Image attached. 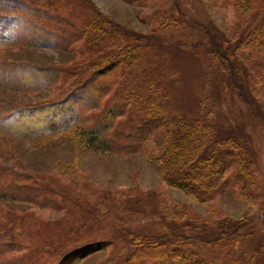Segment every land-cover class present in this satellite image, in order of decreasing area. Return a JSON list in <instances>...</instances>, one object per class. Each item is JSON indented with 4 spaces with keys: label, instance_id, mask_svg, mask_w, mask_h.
Returning a JSON list of instances; mask_svg holds the SVG:
<instances>
[{
    "label": "rangeland",
    "instance_id": "rangeland-1",
    "mask_svg": "<svg viewBox=\"0 0 264 264\" xmlns=\"http://www.w3.org/2000/svg\"><path fill=\"white\" fill-rule=\"evenodd\" d=\"M48 1L52 10L39 8L47 21L42 27L67 20L59 36H81L72 45L58 47L15 16L4 33L0 29L10 42L0 46V193L12 175L46 184L52 192L46 201L37 200L42 208L0 197V217L26 231L19 243L12 241L19 250L9 251L0 264H20L32 232L41 245H93L75 251L71 264H105L123 251L159 264L156 253L169 246H143L159 239L175 242L189 258L172 256L165 264H194L193 254L201 264H264V0ZM127 47L134 60L121 58L119 69L137 72L136 83L146 77L152 98H163L169 114L186 112L197 130L187 126L174 139L173 128L164 131L154 123L148 151L141 152L129 138L134 130L121 127L117 134L126 137L120 143L128 147L117 153L89 148L71 129L24 134L32 125L46 131L40 119L23 111L57 99L65 74ZM113 56L108 63L118 59ZM33 69L40 72L35 83L53 84L54 78L53 88L31 89L27 77ZM114 93L109 89L107 98ZM91 108L100 111L94 104L86 117ZM84 116L82 127L90 123ZM128 116L126 111L117 120ZM175 142L172 154L179 150L199 161L197 180L207 184L204 190L192 191L196 181L174 174L172 168L185 164L182 158L167 165L160 147ZM214 152L227 161L222 164Z\"/></svg>",
    "mask_w": 264,
    "mask_h": 264
},
{
    "label": "trees",
    "instance_id": "trees-1",
    "mask_svg": "<svg viewBox=\"0 0 264 264\" xmlns=\"http://www.w3.org/2000/svg\"><path fill=\"white\" fill-rule=\"evenodd\" d=\"M47 4L48 6L46 8ZM43 6L44 9H46L45 12H48L52 8H49L52 5L49 4L48 0H0L1 32L4 33L7 30V27L10 24L9 22L11 21L10 17L15 16L17 20L27 26L28 30L32 32L40 31L46 33L45 35L47 36L44 37L52 38L56 42V45L60 48L68 47L72 45L73 42L80 39L81 36H65V38L67 37L68 39H65L63 36H59V31H61L60 28L62 27L65 29L66 26H69L67 20H61L60 24H58V22L51 21L52 23L49 22L48 24V29L42 27L41 23H47L45 18L46 16H44V14H42L39 10V8H43ZM49 18L52 19L53 16ZM262 21H264V12L261 17V22ZM74 26V29L78 28L76 24ZM37 37L38 36H32V38H35L36 40L38 39ZM8 43L10 44L9 38L5 35H0V46H4V44L8 45ZM32 43L34 42L32 41ZM92 44L95 47H97V44L100 46V43H97L96 39L92 40ZM130 48L132 47L120 49L117 52L112 51L111 54H101L96 59H91L92 61L90 63V67L93 65L94 67L76 69L68 74H65V76L62 77L60 84L56 87L58 90H61V92L54 101L50 100L51 102L47 101L46 104H41L36 107H29L25 109L23 107V112L28 113L29 118L40 119L41 124L46 127V131L39 133L34 130L33 125L30 127L28 126L26 130L23 131L25 132L24 134H29L30 136L37 135L41 137L46 133L53 134L59 128H62V131L71 129L73 132L78 133L83 140L86 141L89 148L103 153H117L127 149L128 147L127 146L125 148V146L120 143V140L126 137L122 136V133L117 134V131L121 129V127H125L128 131H130V133L134 130V133L130 134L129 138L137 141V146L142 150L141 152H146V150L148 151L146 142L147 139L153 135L154 131H156L154 123H160V125L164 127V131L170 132V129L173 128L174 139L180 137V134L185 131L187 126L188 128H194L197 130L196 128H198V125H196L195 121L188 119L186 112H175L174 114H169L167 112L168 108L166 109L168 104L165 103L163 98H161V101L152 98L151 89L149 90L146 88L148 85H151L150 82L147 81L146 77L142 80V82L138 81L136 83L134 81L137 78V72H134L132 69H128L126 67L122 68V70H120L121 67L119 69V65L122 63L121 58H124L127 62H132L134 60V58L131 57L133 56V53L131 52L133 50ZM111 55H114L113 57H117L118 59L113 61V63H108L107 59ZM102 64L103 66H106L101 67ZM39 73V70L33 69L31 75L27 77V84L32 85L31 89H52L55 82L54 78L50 79V82L53 84L46 85L38 81L35 83L36 75ZM54 74L56 76L59 75L58 72L53 71V75ZM143 81H147L146 84ZM140 83L142 85H140ZM109 89L114 90L116 94L114 93L113 96L107 98ZM65 90L67 91L65 95L66 97L62 96ZM165 94L166 93L164 92V95ZM94 104L98 105L100 111L95 112L93 111L94 108H91L90 110L93 112H88L89 114L86 117L84 111H86L88 107L94 106ZM126 111L129 115L128 120L125 119V123H121V121L117 119ZM17 115L18 114H16V116ZM83 115H85L83 119H88L86 123H90L82 127L80 117ZM61 121L64 122L61 123ZM111 122H114L115 127L111 126ZM18 124L25 125L26 123L18 122ZM170 124H174V126H170ZM174 134H176V136ZM176 145L177 144L175 142L174 144L168 143V145L165 144L164 147H160L162 156L166 160L167 165L171 164V162L176 159L178 160L179 158H182V161H184L185 164L172 168L174 174L177 176L182 175L181 178H190L193 182L196 181L193 183L194 187L190 188L192 191L195 192L196 188L197 190H204L207 184H200V181L197 180V177L200 176L199 161L193 162L185 155V153L179 150L172 154V148ZM213 155L218 157L222 164L227 161L225 158L226 155L221 152H214ZM204 167L206 166L204 165ZM9 179L10 180L7 181V184L3 186V191L0 193V197L4 194L10 196L11 199L15 201H29L34 203L35 206L40 205V208H42L45 204L43 202H38L37 200L46 201L45 196L47 194H52L51 189H49L50 187L46 184L41 185L34 181L27 182L22 176L17 175H12ZM21 179L24 180L23 184ZM5 190H8V192H5ZM29 193H32L31 196ZM24 235H26V231L23 230L22 226L11 221L9 218L0 217V258L4 257L9 251H18L19 244H15L12 241L19 243V240H23ZM49 239L51 243L55 244V240H53L54 237L51 236ZM28 240H31L32 242L31 244L24 246V250L27 252L20 258V264H71L72 262L70 261H72L71 258L74 256L75 251H80L86 248L88 250L91 246H93L90 245L86 248L79 247L74 249L71 246H67L68 243L55 246L44 242L41 245L39 235L33 232L30 234ZM176 245L177 244L175 242H168L166 239L147 240L143 243L144 247H150L153 250L169 246L168 248H165L166 250L156 253V262H160L159 264H165L168 258H171L172 256L185 258L186 252H181L177 247H175ZM99 246L100 244L97 245V247ZM193 256L196 259L193 258L192 262L194 264H201L203 259L194 254ZM186 258L189 259L187 256ZM159 259L160 261H158ZM105 264L145 263L142 262V259H139L136 256L135 252L123 251V253L115 254V256Z\"/></svg>",
    "mask_w": 264,
    "mask_h": 264
}]
</instances>
